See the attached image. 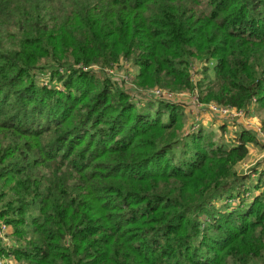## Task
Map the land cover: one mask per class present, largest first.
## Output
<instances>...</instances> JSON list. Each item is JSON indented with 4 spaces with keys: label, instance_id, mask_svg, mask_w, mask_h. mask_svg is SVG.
Masks as SVG:
<instances>
[{
    "label": "trees",
    "instance_id": "16d2710c",
    "mask_svg": "<svg viewBox=\"0 0 264 264\" xmlns=\"http://www.w3.org/2000/svg\"><path fill=\"white\" fill-rule=\"evenodd\" d=\"M155 88L264 130V0H0V256L264 264V170L248 199L236 168L257 127L186 128Z\"/></svg>",
    "mask_w": 264,
    "mask_h": 264
},
{
    "label": "rangeland",
    "instance_id": "374dc122",
    "mask_svg": "<svg viewBox=\"0 0 264 264\" xmlns=\"http://www.w3.org/2000/svg\"><path fill=\"white\" fill-rule=\"evenodd\" d=\"M127 66L128 64H122L120 68L116 69V72L120 77L126 72ZM199 69L200 63H196L194 68L191 69L190 75H192L194 81L201 79ZM129 70L134 71L136 69L132 67L128 69V71ZM40 80L43 83L48 82V79L44 76H42ZM195 92H176V94L170 95V98H168L172 102H177L179 104L184 103L185 106L183 109L185 110V114L187 115V122H185L186 128L189 125H194L193 128L201 126L203 129H209L213 134L216 135V137L223 134L224 138H228L232 137L235 132L238 131L240 126H242V124L250 128H256V126H260L259 116L261 114V110L256 105L252 106L250 115L244 114V116L240 118L238 116H235L236 113H233L232 110H230V113H222L221 111H216L213 107L215 105L212 104V102H197ZM232 113L235 115H233ZM166 118L167 114L164 115L163 120ZM221 123L226 124V128L223 131H220L219 129V124ZM263 132L264 130H262V133ZM256 137L257 142L248 144V155L244 158V160L237 164L236 167L239 173L248 172L249 174V178L244 181L246 188H249L245 190V194L249 195L248 199L255 194L261 193L263 190V185H257V183L258 176L262 172L261 170H264V134H257ZM232 201H234V199H232ZM5 260L6 264H19L14 257H5Z\"/></svg>",
    "mask_w": 264,
    "mask_h": 264
},
{
    "label": "built area",
    "instance_id": "2783aa9c",
    "mask_svg": "<svg viewBox=\"0 0 264 264\" xmlns=\"http://www.w3.org/2000/svg\"><path fill=\"white\" fill-rule=\"evenodd\" d=\"M151 94L155 95L154 97H156V98L164 97L165 99H168V98H170V95H174L176 93L169 92V91H166L164 89L160 90V89L155 88L154 90L151 91ZM168 100H170V99H168ZM212 104L215 105L213 107L216 111H221L222 113H228V112L230 113V110H232L233 113L234 112L236 113V115L232 113L233 115H235V116H241L242 115L241 111H236L233 108L217 105L215 103H212ZM256 127H257L258 131L260 132V134H264V132L262 133V130L259 128V126H256ZM8 233H9V226L6 224H1L0 225V239H2L3 241L9 242V238L7 237ZM0 264H6V260H5L4 256H0Z\"/></svg>",
    "mask_w": 264,
    "mask_h": 264
}]
</instances>
